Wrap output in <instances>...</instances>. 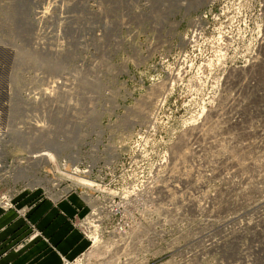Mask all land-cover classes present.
<instances>
[{
  "label": "rangeland",
  "instance_id": "rangeland-1",
  "mask_svg": "<svg viewBox=\"0 0 264 264\" xmlns=\"http://www.w3.org/2000/svg\"><path fill=\"white\" fill-rule=\"evenodd\" d=\"M257 11L258 0H0V206L26 219L25 238L39 230L17 198L47 181L33 187L32 159L15 161L40 143L18 140L42 134L94 179L66 164V191L51 188L52 202L83 204L69 219L86 246L60 264H264V68L242 66ZM253 72L259 90L244 82ZM21 84L61 98L32 117L50 132L17 117Z\"/></svg>",
  "mask_w": 264,
  "mask_h": 264
},
{
  "label": "crops",
  "instance_id": "crops-1",
  "mask_svg": "<svg viewBox=\"0 0 264 264\" xmlns=\"http://www.w3.org/2000/svg\"><path fill=\"white\" fill-rule=\"evenodd\" d=\"M30 200L33 205L27 218L39 234L27 239L30 226L26 219L0 206V264H60L61 255L70 257L85 248L87 240L69 219L83 205L77 194L54 203L38 190L21 200L18 197L17 203Z\"/></svg>",
  "mask_w": 264,
  "mask_h": 264
},
{
  "label": "built area",
  "instance_id": "built-area-1",
  "mask_svg": "<svg viewBox=\"0 0 264 264\" xmlns=\"http://www.w3.org/2000/svg\"><path fill=\"white\" fill-rule=\"evenodd\" d=\"M262 9H264V0H258V11L257 12H259ZM193 21H194V25H193V30L192 31L194 32V34L195 33H197L198 35L201 34L202 30H203V19H193ZM258 24H260V28H258ZM258 29H259V32H258ZM261 29H264V19H258V21L256 22L255 38H254L255 44H253V49L255 51H252V53L249 55V57L246 59V61H244L242 63V66L247 67L248 65H250L253 62V65L250 67V69L254 70L255 72L257 70H259V68H261V67L264 68V63H262L263 60H262V57H261V56L264 55V34H263V37L260 40V44L258 42L259 41L258 35L261 34ZM261 51H262V54H261ZM247 76L248 77H246V79L244 77V82L249 83L250 87H255V88H257V90H259L258 81L255 80L254 72L252 73V75L248 74ZM20 104H23V102L20 103ZM25 117H27V116H25ZM25 117H24V119H25ZM19 120H22V117H19ZM33 120H36V119H32V121ZM6 128L5 129L1 128L2 131H3V135L5 134ZM3 135L1 137L2 140H3ZM1 144H2V142H0V145ZM48 145L49 146L46 147V148H50V149L54 148L53 145H50V144H48ZM142 147H143V145H142ZM32 148H34V147H32ZM41 148H43V147H41ZM28 150L29 149H27V151H25L26 152L25 154L22 153L20 156H18L15 161L17 162V164L25 165V164L28 163L29 159H36V160H38L39 158L40 159L41 158L45 159L43 161V164H40L42 162V160L40 162V159H39L38 160L39 163L38 164L36 163L37 164L36 167H33V169H32V171H34V169H35V171H36L35 173H36L37 176L42 177V178L45 176L46 178H48L47 180H44V178L42 180L34 179V181L32 182L33 183V187H38V188L41 187L42 188V187H44V185L41 182L45 183L47 181L46 182L47 186L44 187L43 190H42L43 194H45V196L51 195L57 189H59V190H61L63 192L66 191V164H69V169H70L69 171H71L70 173L75 174V176H78L77 174H79V176H78L79 179L81 177H83V178L90 179V180H92L94 182V179L90 178V176H91L90 169L91 168L89 169V167H92L91 164H86V166H84L82 168L78 167V169H75L74 168V164L71 163V160L70 159H66V157H64V156H62L60 159H57V161H56L54 156H52L51 158L48 159V155L49 154L40 153V152H45V149H39V150L34 151V153H36V152L38 153L35 156H39V157L35 158V156H33V154L30 153ZM0 152H1V149H0ZM62 155H66V151H64ZM1 158H3V156L0 154V162H1ZM5 161H6V159L4 158L3 163ZM53 166L59 172V173H57V176H55V172H54V167ZM74 170H78V171H74ZM81 179H80V182L82 184L87 185V186H93V184H94V183L93 184L87 183L85 181H82ZM50 185H52V186H50ZM59 187H62V188H59ZM51 188H53V190H54L53 192L51 191ZM1 198H2V199H0L1 201L3 200V202H6L7 197L5 198L4 195H1ZM112 205L114 206L115 210L119 209V206L115 202ZM94 211H95V214H96L97 211H96L95 208H94ZM82 230L84 231V233H87V231L89 229H88L87 226L82 225ZM144 239H145V237H143L142 240H139V239L136 238V240L134 242V247H135V250L137 252H138V249L142 250V249H140L141 247L139 246V244H140V242L144 241Z\"/></svg>",
  "mask_w": 264,
  "mask_h": 264
},
{
  "label": "bare ground",
  "instance_id": "bare-ground-1",
  "mask_svg": "<svg viewBox=\"0 0 264 264\" xmlns=\"http://www.w3.org/2000/svg\"><path fill=\"white\" fill-rule=\"evenodd\" d=\"M119 24H120V22L119 21H116V24L115 25L119 26ZM258 28H260V24L258 25ZM258 31H259V29H258ZM263 34H264V29H261V34L259 35L260 40L263 37ZM190 39H191V37H190ZM187 40H189V37H187ZM2 42L4 43V42H6V40L4 38H2ZM35 43L38 46V48L41 50V53L42 54H46V52H45V50H46L45 42L40 41L38 39H35ZM42 43L44 44V46L42 45ZM261 54H262V51H261ZM20 62H21V59H20ZM262 63H264V61ZM57 83L59 85H64V82H57ZM54 86H52V87H54ZM18 87L20 89L26 88V90H24L23 93H20L21 95L19 94V96L24 97V99H23L24 101H27L28 100V102H27L28 105H26L23 102V110L20 112L19 109H18V106L16 104V108L18 110L17 117L18 118L19 117L24 118L25 116H27L26 117V120L27 121L34 119L32 117L41 114V112H42V114H44L46 116L47 113L50 111V109L55 110L57 108V102L61 99V98H59L56 95V93L54 91V88L53 89H47V88L41 87V86H39L37 84H29V86H24L23 84H21ZM29 88H30V92H28V89ZM38 89H39V91H41V94L39 93L38 97H36V95L38 93ZM17 101H19V98H17ZM64 111L67 113V108L64 109ZM93 116H89V117H93ZM26 120H24V121H26ZM33 121H34V123L33 122L30 123V125L34 129H37L38 131H43V132H48V131L50 132L51 131L50 130L51 129L50 125L46 126V125H43V124H38L40 122L39 120L38 121L37 120H33ZM35 121L37 122V124L35 123ZM39 127H43V128H39ZM46 128H47V130H46ZM19 129L24 130L25 127L23 125H21V126H19ZM2 135H3V131L0 129V142H3V140L1 139ZM19 137H20V140H18V141L23 142L24 144H26V143L39 144L40 143V145H37L36 147H34L31 150H29L30 153L34 154V151H36V150L45 149V152H40V153H43L44 154V153H46V151L49 152L48 159L51 158L52 156H54L55 159H57V157H58V159H60L59 158V155L56 153V149H59L58 148L59 147L58 146L59 145V142L54 141L53 138L45 139L42 136V134L41 135H38V134L29 135V134H23V133L20 134ZM26 137L30 141H28ZM31 137H34V140H32ZM42 140L45 141L46 143H43ZM49 140H51V141H49ZM41 143H42V145H41ZM48 144L53 145L54 148H51V149L50 148H46V147L49 146ZM66 145H67V143L61 144L60 145L61 148L59 150L65 149L67 147ZM41 147H43V148H41ZM37 154L38 153L36 152V155ZM33 156H35V155H33ZM37 157H39V156H35V158H37ZM38 160L32 159V161L30 163L28 161V163L30 164L28 166H36L37 164L35 162L38 161ZM41 160H42V162L44 161L43 158L40 159V162H41ZM20 167H22L23 169H25L26 166H22L21 165ZM75 168H77V167H75ZM74 171H76V170H74ZM40 178H42V177H40ZM43 178H46V177L44 176ZM82 181H84V180H82ZM91 182H93V181H91ZM257 243H258L257 241L254 242L255 246L257 245Z\"/></svg>",
  "mask_w": 264,
  "mask_h": 264
}]
</instances>
